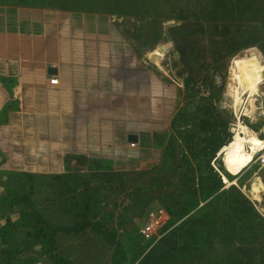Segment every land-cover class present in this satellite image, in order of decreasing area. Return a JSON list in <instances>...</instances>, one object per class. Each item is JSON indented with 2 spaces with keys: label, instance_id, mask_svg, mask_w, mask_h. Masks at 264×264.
Here are the masks:
<instances>
[{
  "label": "rangeland",
  "instance_id": "374dc122",
  "mask_svg": "<svg viewBox=\"0 0 264 264\" xmlns=\"http://www.w3.org/2000/svg\"><path fill=\"white\" fill-rule=\"evenodd\" d=\"M0 3L107 12L180 88L158 152L137 168L99 160L57 174L0 168V264H149L139 262L171 233L178 264H264L261 153L238 175L220 153L238 121L229 106L232 71L264 64V0ZM258 97L254 118L240 120L264 137ZM253 171L259 202L249 194Z\"/></svg>",
  "mask_w": 264,
  "mask_h": 264
},
{
  "label": "crops",
  "instance_id": "0c3cea01",
  "mask_svg": "<svg viewBox=\"0 0 264 264\" xmlns=\"http://www.w3.org/2000/svg\"><path fill=\"white\" fill-rule=\"evenodd\" d=\"M179 95L107 12L0 3V168H137L158 152Z\"/></svg>",
  "mask_w": 264,
  "mask_h": 264
},
{
  "label": "bare ground",
  "instance_id": "6f19581e",
  "mask_svg": "<svg viewBox=\"0 0 264 264\" xmlns=\"http://www.w3.org/2000/svg\"><path fill=\"white\" fill-rule=\"evenodd\" d=\"M263 94L264 64L252 65L244 69H233L229 89V106L238 121L232 128V138L224 144L220 153H223L224 167L234 175H238L246 167H249L258 153H261L264 172V137L259 136L240 120V116L243 115L254 118V97H263ZM261 109L264 110L263 103H261ZM223 178L225 182H229L226 177L223 176ZM259 183V175L257 171H253L249 183V194L256 202L260 201Z\"/></svg>",
  "mask_w": 264,
  "mask_h": 264
},
{
  "label": "trees",
  "instance_id": "16d2710c",
  "mask_svg": "<svg viewBox=\"0 0 264 264\" xmlns=\"http://www.w3.org/2000/svg\"><path fill=\"white\" fill-rule=\"evenodd\" d=\"M169 232L170 233L175 232L174 228L170 230ZM172 234L174 233H171L170 235L165 234L160 239H158L151 247V251L145 255L146 259L143 261H140L139 263H142V262L144 263L146 260L149 264H178L180 263L178 262L180 258H178V255L175 256L174 254V251L176 249L179 250V247H177V242L172 237Z\"/></svg>",
  "mask_w": 264,
  "mask_h": 264
},
{
  "label": "built area",
  "instance_id": "2783aa9c",
  "mask_svg": "<svg viewBox=\"0 0 264 264\" xmlns=\"http://www.w3.org/2000/svg\"><path fill=\"white\" fill-rule=\"evenodd\" d=\"M56 81H57L56 78H52V79H51V82H52V83H54V82H56Z\"/></svg>",
  "mask_w": 264,
  "mask_h": 264
}]
</instances>
